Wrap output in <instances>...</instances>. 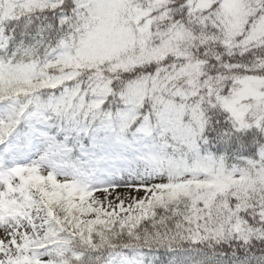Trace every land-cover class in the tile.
I'll list each match as a JSON object with an SVG mask.
<instances>
[{
	"label": "snow or ice",
	"instance_id": "obj_1",
	"mask_svg": "<svg viewBox=\"0 0 264 264\" xmlns=\"http://www.w3.org/2000/svg\"><path fill=\"white\" fill-rule=\"evenodd\" d=\"M0 264H264V0H0Z\"/></svg>",
	"mask_w": 264,
	"mask_h": 264
}]
</instances>
